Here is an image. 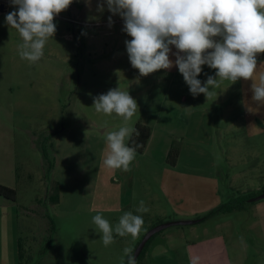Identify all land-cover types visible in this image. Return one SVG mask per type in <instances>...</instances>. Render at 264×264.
<instances>
[{
	"label": "rangeland",
	"instance_id": "obj_1",
	"mask_svg": "<svg viewBox=\"0 0 264 264\" xmlns=\"http://www.w3.org/2000/svg\"><path fill=\"white\" fill-rule=\"evenodd\" d=\"M99 2L74 0L57 15L55 36L47 41L42 59L32 64L20 58L17 45L22 38L5 23L14 6L10 0H0V185L14 189L16 200L0 199L12 206L23 253L34 264H122L124 249L133 250L146 232L135 239L130 234L116 236L115 243L105 247L92 223L98 213L112 224L123 214L90 210L98 204L119 207L117 201L123 196L117 182L123 171L107 168L102 157L106 133L118 131L124 118L92 107L93 97L110 89L128 91L138 104L128 126L145 119L166 127L179 151L182 147L180 169L191 171L196 166L205 174L215 173L224 202L239 199L250 184L244 163L264 172V105L252 100V85L259 86L264 76V53L258 54L251 80H223L208 99L204 94L193 96L176 66L141 76L128 58L125 41L132 38L122 31L123 19L113 16L106 4L98 11ZM170 59L174 61L175 55L170 54ZM202 67L198 79L215 77V69ZM41 149L54 164L48 181ZM233 176L240 177L234 184ZM53 181L61 187V200L55 205L46 197ZM240 216L211 215L185 226H197V236L205 238L216 233V220L226 219L231 233L219 231L226 244L234 239L243 254L244 250L260 254L263 248L252 242L246 214ZM170 228L176 227L160 232ZM160 232L146 250L159 242ZM140 264L148 263L143 257ZM153 264L167 263L154 259Z\"/></svg>",
	"mask_w": 264,
	"mask_h": 264
},
{
	"label": "clouds",
	"instance_id": "obj_2",
	"mask_svg": "<svg viewBox=\"0 0 264 264\" xmlns=\"http://www.w3.org/2000/svg\"><path fill=\"white\" fill-rule=\"evenodd\" d=\"M73 2L10 0L15 10L5 16V23L22 38L17 45L21 59L32 64L42 59L47 41L57 31L54 18ZM105 4L113 16L123 19L122 31L132 38L125 41L131 66L141 76L176 66L193 96L204 94L208 99L223 80L232 83L241 78L251 80L257 69L258 54L264 53V0H101L98 11H103ZM108 21L111 26L112 16ZM172 46L177 50L175 53ZM170 54L175 55L174 61ZM204 65L216 73L202 82L198 77ZM252 93V100L264 105V76L259 86L253 83ZM92 107L98 113H115L124 118V126L106 133L102 164L110 169L130 171L141 147L132 139L139 132L128 126L138 110L136 100L118 87L93 97ZM135 211L148 213L150 208L140 200ZM92 223L103 245L108 247L115 243L116 236L130 234L137 238L144 220L142 215L129 210L115 224L99 213L92 217ZM124 254L126 264H136L132 249L125 248Z\"/></svg>",
	"mask_w": 264,
	"mask_h": 264
},
{
	"label": "crops",
	"instance_id": "obj_3",
	"mask_svg": "<svg viewBox=\"0 0 264 264\" xmlns=\"http://www.w3.org/2000/svg\"><path fill=\"white\" fill-rule=\"evenodd\" d=\"M153 118L156 119L159 116L153 114ZM138 122L148 126L150 134L143 152L136 153L130 165L131 170L123 171V176L118 178L119 181L117 179L123 192L122 198L117 201L119 207H102L98 204L92 205L90 210L100 212L116 210L119 213L131 210L133 214L142 215L144 220L142 230L147 231L155 224L166 221L199 219L224 202L219 191V178L215 173L205 174L198 171L200 169H194L198 167L191 165L190 168H193L191 171L185 168L180 169L178 157L174 166L166 163V154L174 139L164 125L159 126L157 121L145 119ZM181 150L182 147L179 155ZM244 165L249 167L247 171L251 182L246 190H242V193H264V172L256 170V165L252 163L246 162ZM238 179H240L239 176H233L231 182L234 184L238 182ZM60 189L59 186V192ZM250 199L242 208L227 213H217L212 215V218L232 213L241 217L240 215L245 213L247 230L252 242L263 248L260 254H250L247 250H244L243 254L240 251V242L234 239L227 245L224 234L219 231L231 233L232 228L226 225V219H218L213 228L217 230L216 233L205 238L197 236V226H170L176 228L166 230L168 232H160L162 238L159 242L155 246L150 245L146 250L144 255L146 262L153 264L154 259L156 261L162 259L167 264H192V262L196 264H246L251 260L254 264H264V198L255 201ZM60 200L59 194L58 203ZM140 200H144L146 206L150 208L148 213H136L135 209ZM9 205L6 200L0 199V264H18L17 240L20 237L17 228L18 220L12 212V206ZM199 222L201 221L196 223ZM190 225H195V223ZM160 246L165 249L162 250Z\"/></svg>",
	"mask_w": 264,
	"mask_h": 264
},
{
	"label": "trees",
	"instance_id": "obj_4",
	"mask_svg": "<svg viewBox=\"0 0 264 264\" xmlns=\"http://www.w3.org/2000/svg\"><path fill=\"white\" fill-rule=\"evenodd\" d=\"M133 127H135L140 134L138 137L135 135H133V137H132V139L134 141H136V143L141 145V147H139L137 149V152H136V153L140 154L143 152V150L145 148L147 139H148L149 134H150V128L146 125L139 123V122L135 123ZM41 153H42V157L44 159V163H43L44 164V178L47 179V181H48L50 176H51V172L54 168V164H53V161L52 160L50 161V159L48 158V155H47V152L45 151V149H41ZM178 154H179V148L174 142H172L170 147H169V150L166 154V158H165L166 163L169 164L170 166H174L176 163ZM53 182L54 183H53L52 187L47 186V188H46V190H47V194H46L47 201L51 205H55L59 201V187H58V184L56 181H53ZM258 194L259 193H248V194H244L239 199H228V201L219 204L218 206L212 208L206 214L201 216L199 218V221H203L207 217L214 215V214H217V213H226V212H230V211L235 210V209H240L244 206V203L249 198H252ZM0 196L5 198V199H8L10 201L16 200L15 190L12 188L3 186V185H0ZM49 221L51 223V231L54 232L55 231L54 223L50 217H49ZM152 237H150L148 239V241L145 243L143 249L141 250L140 254L138 255V257L136 259V264H140V260L144 257L147 245L151 241ZM17 255H18V264H34L33 262H31V256L29 254H27L26 256L24 255L23 245L21 243L20 237L17 240ZM126 261H127V257L124 261V264H126Z\"/></svg>",
	"mask_w": 264,
	"mask_h": 264
},
{
	"label": "water",
	"instance_id": "obj_5",
	"mask_svg": "<svg viewBox=\"0 0 264 264\" xmlns=\"http://www.w3.org/2000/svg\"><path fill=\"white\" fill-rule=\"evenodd\" d=\"M264 198V193L259 194L253 198H251V201H255L258 199ZM199 219H191V220H172V221H166L162 223L155 224L151 228H149L141 237L139 242L136 244L134 247L132 254L135 256L137 259L138 255L140 254L141 250L143 249L145 243L148 241L150 237H152L154 234L160 232L161 230L168 228L170 226H175V225H190L198 222Z\"/></svg>",
	"mask_w": 264,
	"mask_h": 264
}]
</instances>
